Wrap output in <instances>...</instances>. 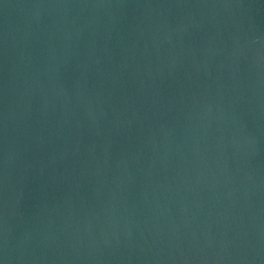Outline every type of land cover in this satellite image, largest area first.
I'll return each instance as SVG.
<instances>
[{
	"label": "water",
	"instance_id": "1",
	"mask_svg": "<svg viewBox=\"0 0 264 264\" xmlns=\"http://www.w3.org/2000/svg\"><path fill=\"white\" fill-rule=\"evenodd\" d=\"M0 264H264V0H0Z\"/></svg>",
	"mask_w": 264,
	"mask_h": 264
}]
</instances>
